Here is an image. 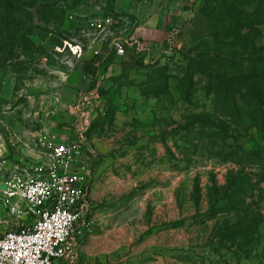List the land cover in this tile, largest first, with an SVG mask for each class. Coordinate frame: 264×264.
I'll list each match as a JSON object with an SVG mask.
<instances>
[{
    "label": "rangeland",
    "instance_id": "obj_1",
    "mask_svg": "<svg viewBox=\"0 0 264 264\" xmlns=\"http://www.w3.org/2000/svg\"><path fill=\"white\" fill-rule=\"evenodd\" d=\"M117 1L123 0H0V179L36 166L47 143H58L64 78L78 62L95 59H78L93 37L90 20L110 17ZM230 1L246 3L251 16L240 36L227 41L254 54L229 56L237 50L224 46L222 33L234 24L225 23L231 8L221 9L212 18L224 42L220 50L204 43L185 54L157 55L149 91H171V102H157L152 118L134 119L157 127L164 150L157 182L140 188L148 193L151 186L156 209L135 215L147 227L135 231V247L151 240L140 248L155 264H264V0ZM206 72L244 96L256 94L262 107L236 95L237 108L223 114L222 101L205 92ZM18 222L30 220L0 207V235Z\"/></svg>",
    "mask_w": 264,
    "mask_h": 264
},
{
    "label": "crops",
    "instance_id": "obj_2",
    "mask_svg": "<svg viewBox=\"0 0 264 264\" xmlns=\"http://www.w3.org/2000/svg\"><path fill=\"white\" fill-rule=\"evenodd\" d=\"M118 2L112 7V13L118 15L117 33L130 31L134 37L154 44L158 55L186 53L208 34L207 19L200 13L203 0ZM87 72L86 63L78 62L64 78L68 81L62 91L61 110L66 112L56 121L60 133L54 135L58 144L76 142L71 105L81 91L98 89L97 118L81 145L87 171L81 182L85 207L73 232L76 262L155 264L151 252L143 253L140 248L148 241L151 246V240L135 247V231L144 226L141 216L135 220V215L156 209L151 186L148 193L140 188L157 182L158 159L164 158V150L156 139L157 127L138 125L134 119L156 115L157 98L142 94L146 69L135 65L132 57H116L109 65H95L92 74ZM169 113L171 118L173 111Z\"/></svg>",
    "mask_w": 264,
    "mask_h": 264
},
{
    "label": "built area",
    "instance_id": "obj_3",
    "mask_svg": "<svg viewBox=\"0 0 264 264\" xmlns=\"http://www.w3.org/2000/svg\"><path fill=\"white\" fill-rule=\"evenodd\" d=\"M90 25L93 37L80 51L81 59L90 55L98 63L114 53L155 62V45L115 34L111 17H94ZM97 95L98 89L83 90L71 105L76 142H48L44 160L0 179V207L22 222L30 220L0 235V264H77L73 232L85 207L81 182L87 171L81 145L97 118Z\"/></svg>",
    "mask_w": 264,
    "mask_h": 264
},
{
    "label": "trees",
    "instance_id": "obj_4",
    "mask_svg": "<svg viewBox=\"0 0 264 264\" xmlns=\"http://www.w3.org/2000/svg\"><path fill=\"white\" fill-rule=\"evenodd\" d=\"M228 5V6H227ZM246 6V3L243 2H238L237 4L235 3H231L230 0H203L201 8H200V13L202 15H204V17H206L207 19V28H208V34L207 36L195 47L191 48L188 52L195 50L196 48H198L200 45L202 46L204 43H208V45L212 44L214 45V47L212 48L213 50L217 51L220 50L222 44H224L223 41L219 40V33H218V25H214L212 18L214 17V14H216V12H220L221 9L223 10H227L228 8H231V12H229V17L230 19L225 21V23H227L228 25L234 24V28H229L231 29L230 32H223L222 34H225L226 37L225 41H226V45L224 44V46L226 47H231L236 49V53L233 51L232 55L229 56H233V54H241L243 56H250L253 55L251 54L250 50L248 49L247 45H243V44H238L237 46H233L232 44H230V40L232 39V37H238L240 36V32L241 30L244 28V17H250L251 14L246 13V11L244 10V7ZM109 12L107 13L106 16H110L112 17L113 21L116 22L118 20V15H115L112 13V6L111 8L108 10ZM218 14V13H217ZM221 26H225V23H223V21H219ZM255 25V24H254ZM220 30V29H219ZM221 33V31H220ZM239 33V34H238ZM181 54V53H180ZM185 54V53H182ZM116 57L114 53H110L107 57H105V59L100 60L98 63L96 62L95 59L89 61L86 65L88 68V72L89 74H92V68L95 67V65H109L110 61L112 62ZM120 59H122L121 57H118ZM135 65H138L140 67H143L146 69V79L143 80V85L144 87L141 89V92L143 95H151L155 98H157V102H165L167 104V102H171L172 97L171 95V91L168 92L167 94L163 95V94H159L157 95V93H151L149 91V84H151L148 80H149V72L153 68L156 67V65L154 66V63H144L142 58H135L134 59ZM205 74H207V77L209 78L208 81V86L207 89H205V92L207 93V95L209 96H213V98L217 101L219 100L220 102L222 101V112L223 114L226 113V109L228 110L229 108H237V101L235 99L234 96H239L241 97V100L243 99L244 101H241L242 103L245 102V97L248 98L249 101L248 102H254V104H256V106L258 108L262 107V102L258 99L256 94H252L251 95L248 93V96H244L242 95L239 91L237 92L236 89H233L232 87H228L225 86V84H221L219 83V81H216L213 79V76L210 72H206ZM231 82V81H229ZM235 84H236V80H235ZM170 99V101H167V99H163V98H168ZM186 101L189 100V97L185 98ZM229 107V108H228ZM225 108V109H224ZM254 110V109H253ZM168 112L167 107L165 108V112ZM170 111V110H169ZM253 112V111H252ZM255 112V111H254ZM254 114L251 113L250 117L253 118Z\"/></svg>",
    "mask_w": 264,
    "mask_h": 264
}]
</instances>
